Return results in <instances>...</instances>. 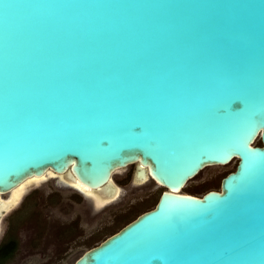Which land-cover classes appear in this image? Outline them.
Here are the masks:
<instances>
[{
    "label": "water",
    "instance_id": "water-1",
    "mask_svg": "<svg viewBox=\"0 0 264 264\" xmlns=\"http://www.w3.org/2000/svg\"><path fill=\"white\" fill-rule=\"evenodd\" d=\"M130 165L154 208L74 264H264V0H0V194Z\"/></svg>",
    "mask_w": 264,
    "mask_h": 264
},
{
    "label": "rangeland",
    "instance_id": "rangeland-1",
    "mask_svg": "<svg viewBox=\"0 0 264 264\" xmlns=\"http://www.w3.org/2000/svg\"><path fill=\"white\" fill-rule=\"evenodd\" d=\"M234 165L235 159L225 167L205 168L195 179L187 182L181 192L200 197L209 189L218 191L221 179ZM134 169L135 165H131L112 175L122 188L121 196L100 209L90 222L78 221V226L70 223L71 219L81 218L83 209L88 207L73 189L64 188L50 178L45 184L30 188L17 208L0 220L5 235L17 237L20 249L16 259L8 264H74L86 250L104 241L141 212L153 209L162 188L159 186L157 189L153 182L133 187ZM1 197L4 199L5 195ZM63 229L69 232L68 236H61ZM80 233L86 235L82 239L77 238ZM44 243H47V249L52 250V261L35 262L32 255L37 252L43 254Z\"/></svg>",
    "mask_w": 264,
    "mask_h": 264
},
{
    "label": "bare ground",
    "instance_id": "bare-ground-1",
    "mask_svg": "<svg viewBox=\"0 0 264 264\" xmlns=\"http://www.w3.org/2000/svg\"><path fill=\"white\" fill-rule=\"evenodd\" d=\"M49 178H50V180L51 179L56 180V182L59 185H61L62 187H66V186L70 187L68 185L67 181L65 179H63V177L55 176L50 172V170H47L43 173L42 176H40L38 178H31L29 180H26L25 182H23L20 185L19 188H16V189L10 191L9 193H7L8 194L7 199L6 198L3 199L1 197V194H0V200L3 203V204H0V218H2L3 213H4V215H6V214L10 213L13 209L17 208V206L19 205L21 197L24 194H27V192L29 191L30 188L38 187V186L42 185L43 182L45 184ZM111 180H112V182H114L113 179H111ZM33 181H37V182H33ZM136 182H138V184H140V185L141 184L146 185V182H150V181L146 180L145 182H143L140 179H136ZM76 185L75 186L72 185V186L75 187L76 189H78L79 191H81L83 193L82 196L84 197V199L89 201L93 206L94 205L97 206L98 203L102 204V206H99V207L97 206V210H100V209L104 208L105 206L112 204L120 192L119 191L120 189L115 194L114 193L113 194L112 193H104V192L102 193L100 191L91 190L93 195L89 196L85 191H82L81 188L76 187ZM156 187H157V189L159 188V186L157 184H156ZM180 193H182V192H180Z\"/></svg>",
    "mask_w": 264,
    "mask_h": 264
},
{
    "label": "flooded vegetation",
    "instance_id": "flooded-vegetation-1",
    "mask_svg": "<svg viewBox=\"0 0 264 264\" xmlns=\"http://www.w3.org/2000/svg\"><path fill=\"white\" fill-rule=\"evenodd\" d=\"M132 186L136 188V187L139 186V184L134 183V179H133ZM78 195L80 196L79 193H78ZM7 197H8V194L5 195L6 199H7ZM22 197H21V199H22ZM80 197H81V200L84 202V204H86V207H88V208L83 209L81 218L75 217L74 219L73 218L71 219L70 223L73 222L75 225H77L78 221H81V219L84 220L85 222H90V219L95 217L96 213H98L100 211V210H97V206L94 205L95 206L94 207L91 203H86L85 199H83L84 197H82V196H80ZM21 199H20V201H21ZM19 204H20V202H19ZM15 209H13V210H15ZM8 214H6V215H8ZM6 215H4V213H3L2 218L5 217ZM0 220H1V218H0ZM5 233H6V231H4L3 226H1V224H0V248L3 247V246L5 247L8 243H12L11 252L9 253V255H6L5 257H3V259L0 262V264H8V262L13 260L15 258V256L19 255V252H20L19 251L20 249H19L18 243H17L18 242L17 237L16 238H14L12 236L11 237H7L8 235L7 234L5 235ZM68 233L69 232L65 231L64 229L60 231L61 236H63L64 234L68 236L69 235ZM85 235H86V233H80V235H78L77 238H81L82 239ZM5 237H7V238L4 239ZM47 248H48L47 247V243H44V246H42L43 254H41V252H37V253L32 255V257H34V259H35L34 260L35 262L52 261V250L51 249H47ZM21 255H22V253H21ZM40 256H41V258L39 259ZM29 257H31V256H29Z\"/></svg>",
    "mask_w": 264,
    "mask_h": 264
},
{
    "label": "trees",
    "instance_id": "trees-1",
    "mask_svg": "<svg viewBox=\"0 0 264 264\" xmlns=\"http://www.w3.org/2000/svg\"><path fill=\"white\" fill-rule=\"evenodd\" d=\"M257 144L260 146L261 144H260V142L258 141L257 142ZM234 168H235V165H234ZM233 170V169H232ZM228 173V172H227ZM226 173V174H227ZM226 174H225V176H226ZM224 176V177H225ZM12 248V243H8L5 247L3 246V247H1L0 248V262H1V260L3 259V257H5L6 255H9V253L11 252V249Z\"/></svg>",
    "mask_w": 264,
    "mask_h": 264
},
{
    "label": "snow or ice",
    "instance_id": "snow-or-ice-1",
    "mask_svg": "<svg viewBox=\"0 0 264 264\" xmlns=\"http://www.w3.org/2000/svg\"><path fill=\"white\" fill-rule=\"evenodd\" d=\"M33 182H37V181H33ZM30 183H31V182H30ZM76 187L81 188V190H82V191H85L89 196H92V195H93L91 189H88V188H86V187H84V186H82V185H79V184H77ZM97 206H98V207H99V206H102V204H101V203H98Z\"/></svg>",
    "mask_w": 264,
    "mask_h": 264
}]
</instances>
